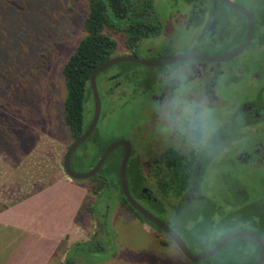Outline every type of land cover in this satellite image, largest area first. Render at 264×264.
Masks as SVG:
<instances>
[{"label":"rangeland","instance_id":"1","mask_svg":"<svg viewBox=\"0 0 264 264\" xmlns=\"http://www.w3.org/2000/svg\"><path fill=\"white\" fill-rule=\"evenodd\" d=\"M158 1L162 4V0ZM88 10L86 0H0V123H5L4 126H0V147L3 150L0 152V208L24 199L28 194L64 175L63 158L68 146L60 140L64 138L62 103L66 95L63 67L84 36V21ZM168 25L164 38L167 42L171 41V44L166 43L164 49L153 53H146L144 45L137 55L159 59L163 56L172 57L197 51L204 54H223L229 50L226 45L214 50L204 49L189 40L192 37H184L185 34L172 27L170 22ZM146 43L149 46L150 41ZM253 51L254 49L251 52ZM119 52H122V49ZM199 63L203 68L215 67L216 70H226L225 74L220 72L216 78H210L211 82L217 83L212 87L216 91L221 90L226 101L256 99L258 92L264 91L261 85L264 80L262 83L250 79L253 71L262 74L264 56L253 61L250 56L244 54L232 61L216 64L184 61L165 66H149L130 61L121 62L103 72L100 86L102 89L106 86L105 76L114 74L122 68L131 69L129 74L126 71L114 79L117 82H125L116 91L117 99L124 97L120 91H123L126 82L130 93L139 91L146 96L151 92L154 94L158 92L157 95L167 98L169 96L167 91L181 88L184 84L188 88L194 87L205 79L206 73L200 75L196 67H193ZM249 63V72L246 70L240 74L227 72V69ZM259 63L262 68L258 67ZM189 64L191 68H188ZM170 70H173V73L168 74ZM117 99L110 105L111 109H114L113 113L102 126L104 135L109 139L126 135L135 141L138 140V146L150 144L154 150H158L156 131L151 130L150 134L143 133L144 123L139 110L143 95H136L135 99L125 102ZM85 112L86 121L92 120L94 113L92 100L86 105ZM157 128L160 130L164 127L157 125ZM41 133L43 134L41 142L19 166L16 165L18 163L16 157L4 150V147L10 146L17 155H23L28 148L35 145L36 138ZM144 135H147V138L143 141ZM160 146L159 143V148ZM82 148L83 146L76 150V154H90L84 163L79 160L73 162L72 167L78 172L91 169L99 154L91 144L87 146L88 151ZM119 165V159L106 162L99 172L102 181L91 178L76 180L83 181L82 186L75 189L78 196L85 198L79 213V218L84 221L85 230L76 235L82 244L73 245L69 238L56 246L53 245V232L61 233L62 222L65 221L64 205L68 210L72 209V204L65 200L64 185L59 183L56 194L52 193V199L49 193L36 198L38 207L41 198L51 200H46V206L43 207L37 221L42 227V232L33 233V238L26 232L19 231L21 229L17 228L12 220L5 223L3 222L5 217L0 219V264H16L15 256H23L21 264H42L49 250H54L52 253L54 256L49 259V264H197L183 255L168 237L162 235L160 237L151 230L148 223L140 217L133 219L128 213L129 210L121 206L123 192L117 175ZM239 169L235 170L233 177L241 176L247 194L255 196L264 181H260L262 175L257 173L259 169L248 166ZM218 170V173L214 172L210 176L211 183L205 192L211 206L199 210H197L199 206L187 208L186 215L191 219L186 224L177 219L170 222L194 253L209 250L217 238L235 229L251 228L243 218L244 209L234 223L223 219L222 213H230L234 210L232 207L234 205L228 203L231 195L221 180V170L224 169ZM232 170L230 168L229 171ZM218 174L221 179H218ZM97 184L101 185V188L95 190L97 193L95 194L92 190ZM139 202L157 214V204L144 202L142 199ZM244 205L247 208V205L252 204ZM12 207L14 209L8 214L10 218L18 217L17 213L20 211L25 212L21 209L19 211V205L14 204ZM38 207L32 206L31 212L33 210L35 213L40 212ZM91 209L93 220L89 213L85 214ZM167 213L176 216V212H169V209ZM213 214L214 217H209ZM160 216L164 218L161 214ZM104 222L107 224L106 227ZM38 223L32 225H39ZM190 230L193 232L189 234ZM15 231L19 234H14ZM193 235L196 238H192ZM161 238L167 244L163 243ZM243 240L244 238L239 237L230 241L213 256L215 257L213 261L219 264L224 262L245 264L248 254L243 253L240 247L245 245ZM102 246L103 249L100 248ZM16 250L20 253H15L14 256L13 252ZM213 257L203 263H208L207 261Z\"/></svg>","mask_w":264,"mask_h":264},{"label":"flooded vegetation","instance_id":"2","mask_svg":"<svg viewBox=\"0 0 264 264\" xmlns=\"http://www.w3.org/2000/svg\"><path fill=\"white\" fill-rule=\"evenodd\" d=\"M131 1L132 5L129 7H132L134 13H137L136 9L140 7H152L149 11L141 10V15L139 13L133 14L132 12L134 17L148 19L152 27V34L146 36L134 48L130 49L127 47V37L124 32L115 31L114 38L118 41L120 39L121 42L117 49V55H137L144 45H146L144 48L146 53L160 52V50L164 49L163 47L166 43L171 44V41L167 42L164 38L169 22L172 27L185 34L184 37H192L189 40L196 42L198 46L214 50L226 45L229 50L223 54L228 53L244 42L249 31V15L236 8V4L249 11L253 18L254 28L248 45L237 56L228 61H232L243 54L250 56L253 61L260 60V57L264 56V0H162V4H159L158 0ZM128 23H130V20ZM158 29L160 32L157 31ZM156 32L158 34H155ZM148 40L150 41L149 46H147L148 43L145 44ZM121 49L122 52H119ZM253 49L254 51L251 52ZM195 53H198V51ZM201 54H204V52ZM221 54L205 55L216 56ZM161 58L168 57L163 56L159 59ZM195 61L198 60H189L188 62ZM209 63L216 64L219 62ZM249 65L250 63L234 67L235 69L230 68L227 69V72H232V74H240L243 70L249 72ZM193 67H196L200 75L206 73L205 79L194 87L188 88L184 84L181 88L171 89L167 91L169 93L167 98L157 95L159 94L158 92L155 94L151 92L146 96L139 93V91H131L130 93L127 82L122 88L123 91H120V94L124 96L118 98L120 102L135 99L136 95H143L142 104L139 108L144 123L143 133L150 134L151 130L156 131L158 150H154V147L150 146V144L148 146H144V144L143 146H138V140L135 141L126 135L117 139H126L132 143L130 160H136L147 177H152L155 167H160L161 170L168 167V164L164 161L154 163V159L173 149L174 155L177 157L174 159L175 169L181 172L188 170L190 173L188 181L183 183H187V188L180 184L182 181V179H179L181 174H178V177L176 176L178 184H176L177 188H175V196H173L175 204L183 206L185 210L189 207L192 209L193 206H199L197 210L211 206L205 193L206 188L211 183L210 176L214 172L218 173V169H224L221 170L222 179L219 174L218 179L223 180L230 193L231 198L228 203L234 205L232 206L234 210L230 213L223 212V219L234 223L240 214L243 213L242 209H244L243 218L251 228L235 229V231L247 230L259 235L264 240V181L257 190V194L252 197L250 196L251 194H247L244 188L245 182L241 179V176L240 178L233 177L235 170L244 169L245 166H248L253 169H259L262 172L257 171V173L262 175L260 181L264 180V91L260 90L256 99L226 101L227 99L221 94V90L216 91L212 87V85L217 83L210 80V78H216L220 72L225 74L226 70H216L215 67L210 69L208 67L203 68L200 63ZM258 67L262 68L260 63ZM188 68H191L190 64ZM126 71L129 74L131 69L122 68L114 74L105 76L106 86H104V89L100 86L102 114L96 129L101 134H103L102 126L108 117L111 116L112 111H114L110 105L117 99L116 91L119 90V86L122 83H125L123 81L117 82L114 79L125 74ZM169 73H173V70H170ZM250 79L253 82L262 81L263 83L264 67L262 68V74L256 71L251 72ZM261 85L264 88V83ZM159 91L162 92L163 89H159ZM163 94L165 95V93ZM157 125H163L164 128L159 130ZM146 138L147 135H144L143 141ZM159 143L161 145L160 148ZM84 149L87 148H82V150ZM94 149L97 150L95 146ZM117 151H121L124 154L123 147L118 148L113 153ZM230 168L233 170L229 171ZM144 188H147V198L142 200L153 204L160 202V204H157V214L152 211L160 216L159 212L162 208L164 209V205L169 204L167 203L168 200L167 202L159 201V198L152 197V190L148 192V187ZM245 203L252 205H247V208H245ZM161 215L165 220H171L173 216V214ZM191 232L193 231L190 230L188 233L190 234ZM191 237L196 238L195 235ZM240 238H244L242 242L245 244L240 246L242 252H247L248 254L245 264L250 262V264H253L260 255L261 245L254 239L248 237ZM186 244L188 245L187 242ZM257 251L259 252L258 257L255 261H252L254 252Z\"/></svg>","mask_w":264,"mask_h":264},{"label":"trees","instance_id":"3","mask_svg":"<svg viewBox=\"0 0 264 264\" xmlns=\"http://www.w3.org/2000/svg\"><path fill=\"white\" fill-rule=\"evenodd\" d=\"M86 1L89 10L84 21V36L82 40L79 42L77 49L73 52V54L70 56V58L67 60V62L63 67V77L66 88V95L62 103L63 121L65 120V123L69 130L68 134L71 136L70 137L71 139L68 142L67 146H69V144L74 139H76L77 137H79L84 133V131L87 129L91 121V120L86 121L85 118L86 105L90 100L93 101V93L90 87V75L92 71L99 64L117 55L118 53L117 49L119 45H121V42L120 39L118 41L116 38H114V32L115 31L124 32L125 36L127 37L126 40L127 47H129L130 49L134 48L146 36L148 35L150 36V34H152L151 33L152 27L148 19L143 17L142 18L134 17L132 15L133 12L132 7H129L130 5H132L131 0H86ZM151 8L152 7H140L139 9L136 10L137 13L141 15L142 14L141 10L149 11ZM137 13L133 12V14H137ZM129 20L130 23H128ZM157 31L160 32L159 29ZM155 34H158V32H156ZM102 74L103 73H100L97 78L98 87L100 86V78ZM93 110H94V103H93ZM4 125L5 123H0V126H4ZM117 138L119 137L109 139L104 135V130H103V134H101L100 131L96 129L93 135L81 146H83V148L85 147L87 148V146L91 144L93 147L95 146V148H97L99 154L96 156V161H95L96 164L99 158L101 157L103 151L106 149V147L113 141L117 140ZM60 140L63 141L64 138H61ZM94 140L96 141V143ZM7 148H11V147L8 146ZM1 151L2 149L0 147V152ZM117 152L113 153L108 158L107 162L110 160L119 159V162L121 164L123 154L122 152L121 153H117ZM89 154L90 153L79 155L76 154L75 152L71 159L72 166H73V162L76 160H79L82 163H84V161L87 159ZM175 158L177 157L176 155H174L173 149L160 155V157H156L154 159V163H157L158 161L159 162L164 161L165 163L168 164V167L163 170H161L160 167H155L152 172L153 173L152 177H147L143 173L139 163H137V161L134 159L130 160L127 169L128 185L132 195L135 197L136 200L140 201L141 199L147 198V194H146L147 188L144 187H148V192L149 190L150 192L152 190L153 198H159V201L163 200L166 202L168 200L167 203L169 204L165 202L167 205L164 206V209L163 208L161 210L159 209L161 214H166V215H169V213H167L168 209L169 212L170 211H172V213L176 212V216L173 214L171 220H165V218H161L159 216L168 225H170V222L176 219L181 220L184 224L188 223V221L191 219V217L190 218L187 217L186 211L183 208V206L175 204V201L173 200V196H175V188H177L176 184H178L176 176L178 177V174H181V177H179V179H182L180 184L185 188H187V183L186 184L183 183L188 181V175L190 174L188 170L186 172H181L178 171V169H175L176 167V164L174 163ZM18 159L20 158H16L17 161ZM119 168L120 165L118 166V170H117L118 178H119ZM91 179L96 181L103 180L102 175L100 173H98L96 176L92 177ZM93 188L95 189L92 191H94V193L97 194L95 190H99L101 188V185L97 184L96 187L94 186ZM160 195L161 197H159ZM157 204H160V202H158ZM121 206L129 210L128 213L131 214L133 219L134 217L136 218L140 217L144 222L148 223V225L151 226V230L155 231L159 236L162 235V237H166V238L168 237L171 241H173L167 233H165L155 224H153L152 222L147 220L144 216H142L138 211H136L128 202L124 194L122 197ZM88 213L89 216L91 217V220H93L94 215L93 218L91 216V213L93 214V210L92 209L88 210ZM210 216L214 217V214L209 215V217ZM105 224L106 223L104 222V225ZM222 236L224 237V235ZM222 236L216 239L213 246L216 245V243L222 238ZM162 242L167 244V242H165L163 239ZM100 248L103 249L104 247L102 246ZM258 254H259L258 251L254 252V257L252 261L256 260ZM214 259L215 257L209 259L207 261L208 263H203V262H199V263L195 262V263L219 264L218 262L213 261ZM224 264H226V262H224Z\"/></svg>","mask_w":264,"mask_h":264},{"label":"water","instance_id":"4","mask_svg":"<svg viewBox=\"0 0 264 264\" xmlns=\"http://www.w3.org/2000/svg\"><path fill=\"white\" fill-rule=\"evenodd\" d=\"M236 8L246 12L249 15V31L248 35L246 36L244 42L238 46L237 48L233 49L232 51L216 55V56H210L205 55L201 53H186L181 55H176L168 58H161V59H147L143 58L137 55L133 54H125V55H116L114 57H111L110 59H107L106 61L99 64L91 73L90 75V87L91 91L93 93V101H94V113L92 120L90 121L87 129L84 131L82 135L77 137L72 141V143L68 146L66 153L63 158V166L65 169V172L68 174L69 177L72 179H89L94 176H96L102 169V167L107 162L108 158L112 155V153L117 150L120 147L124 148V154L121 160L120 168H119V180H120V186L123 191L124 196L128 200V202L131 204V206L138 211L142 216H144L147 220L155 224L157 227H159L161 230H163L165 233H167L170 238L175 242V244L178 246V248L181 250V252L191 261L193 262H203L207 260L210 257H213L216 253H218L229 241L232 239L238 238V237H248L251 239L256 240L261 245V251L258 259L253 264H264V240L259 235L252 233L247 230H239L231 232L224 237H222L215 246L210 248L207 251H204L202 253H193L184 239L170 226L168 225L164 220H162L158 215L150 211L148 208H146L144 205H142L138 200L135 199V197L132 195L129 185H128V179H127V169L128 164L130 161L131 153H132V143L129 140L126 139H117L110 143L106 149L103 151L101 157L97 161V163L88 171L85 172H78L74 170L72 167L71 159L73 154L76 152V150L84 143L86 142L90 136L95 131L100 118L102 114V99L98 87V75L105 71L106 69L110 68L111 66L121 63V62H136L144 65L149 66H165L174 64L177 62L182 61H189V60H198V61H205V62H223L228 61L235 56H237L247 45L248 42L251 39L254 23L253 18L249 11L241 7L239 5H236Z\"/></svg>","mask_w":264,"mask_h":264},{"label":"crops","instance_id":"5","mask_svg":"<svg viewBox=\"0 0 264 264\" xmlns=\"http://www.w3.org/2000/svg\"><path fill=\"white\" fill-rule=\"evenodd\" d=\"M69 130L68 127L65 123L64 120V140L62 141V143H64L66 146L68 144V142L70 141V135L68 134ZM42 133L36 138L35 141V145L32 146L31 148H28L26 153L23 155H17V153L14 150H11V148H5L4 150L10 155L15 156L16 158H20L18 159V163H16V165H20L21 162L23 161L24 158H27L29 156V154L39 145V143L41 142V137H42ZM41 139V140H40ZM3 151V150H2ZM77 179H72L71 177H69L64 169V175L60 176L59 178H57L56 180H54L53 182H50L48 185L41 187L40 189L28 194L27 197H25L22 200H18L13 204L10 205H6L4 206V208H0V219L2 220L4 217V221L6 223V221H11L16 225L17 228H20L21 230L19 231H24L27 234L30 235L31 238H33V233H40L42 232V227L41 225L37 222L38 219L40 218V213L43 210V207L46 206V200H51L53 198L52 193H54V195L56 194L55 192H57L56 187L58 186L59 183H62L64 185V195L65 200L72 204L71 207L72 209L68 210L67 207L64 205L65 207V211L66 214H64L66 217L64 218L65 221L62 222V229H61V233L60 232H53V240L52 242L53 245H58L60 243H62L63 241L65 242L66 240L72 241L73 245L75 244H82L83 242L79 241L80 239L76 238V235H78L80 232H82L81 230H85L84 228V221H82L79 218V213L82 209L81 203L82 201L85 200V198L83 199V197L78 196L77 194V190L75 189L76 187H81L82 186V182L83 181H76ZM45 193H49V195L51 196V199H45V198H41L40 202H39V207H38V203H37V196L41 195V194H45ZM14 204L19 205V211L20 209L25 211L22 212L20 211V213H17L16 218H10L8 216V214L10 213V210L12 211L14 208L12 207ZM33 207H38L40 209V212L35 213L34 210L33 212H31V209ZM88 214V212H85V214ZM122 215H128V214H122ZM33 223H38L39 225H35L33 226ZM50 230H52V226H50ZM14 234H19L18 231H15ZM85 243V242H84ZM71 244V245H72ZM15 248V247H14ZM4 250V249H3ZM2 251V250H1ZM54 250H49L48 254L46 256V260L42 261V264H49V259L53 256ZM15 253H20L19 251H14L13 254L15 256ZM15 263L16 264H21V261L23 259V256H15ZM69 258V257H68ZM10 264V263H8Z\"/></svg>","mask_w":264,"mask_h":264}]
</instances>
